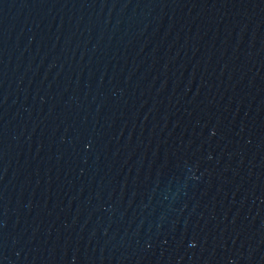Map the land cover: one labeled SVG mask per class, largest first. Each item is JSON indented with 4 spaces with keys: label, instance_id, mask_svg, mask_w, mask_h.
<instances>
[{
    "label": "water",
    "instance_id": "1",
    "mask_svg": "<svg viewBox=\"0 0 264 264\" xmlns=\"http://www.w3.org/2000/svg\"><path fill=\"white\" fill-rule=\"evenodd\" d=\"M0 264H264V0H0Z\"/></svg>",
    "mask_w": 264,
    "mask_h": 264
}]
</instances>
